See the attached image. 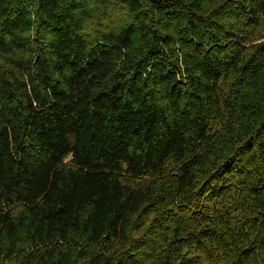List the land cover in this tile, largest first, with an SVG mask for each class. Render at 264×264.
<instances>
[{"label": "trees", "instance_id": "1", "mask_svg": "<svg viewBox=\"0 0 264 264\" xmlns=\"http://www.w3.org/2000/svg\"><path fill=\"white\" fill-rule=\"evenodd\" d=\"M0 264H264V0H0Z\"/></svg>", "mask_w": 264, "mask_h": 264}]
</instances>
